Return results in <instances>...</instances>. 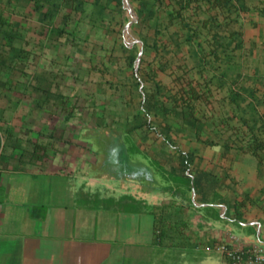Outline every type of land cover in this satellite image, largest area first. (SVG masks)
I'll return each instance as SVG.
<instances>
[{"label": "crops", "instance_id": "obj_1", "mask_svg": "<svg viewBox=\"0 0 264 264\" xmlns=\"http://www.w3.org/2000/svg\"><path fill=\"white\" fill-rule=\"evenodd\" d=\"M139 3L0 0V264H225L223 245H264V0H184L174 21L166 0L157 36ZM146 85L183 127H133Z\"/></svg>", "mask_w": 264, "mask_h": 264}, {"label": "trees", "instance_id": "obj_2", "mask_svg": "<svg viewBox=\"0 0 264 264\" xmlns=\"http://www.w3.org/2000/svg\"><path fill=\"white\" fill-rule=\"evenodd\" d=\"M227 1V0H226ZM166 3V0H140L139 6H138V14H139V21L141 24H143L145 27L149 28L150 31H153L155 35H159L162 31V28L159 25H153L152 20L157 17L158 11L162 9L164 4ZM178 6L174 9L171 20L174 21L176 18L182 17V14L184 12V9L186 8L184 4V0H177ZM146 45L149 46V43L147 41ZM153 46V45H152ZM137 56L133 55L130 58V65L133 67L136 62ZM143 68L140 67V73H142ZM143 74V73H142ZM155 73H149L150 79H154ZM144 82H147V79L144 78ZM145 95L142 103H141V110L146 113V118L144 119H138L137 123L133 127L135 128H146V129H153L156 127L171 129L173 125L168 123V119H162L159 124H157L154 119H151L150 117L153 116V114H168V113H174L179 116V114H182L183 111L180 112V108H183V105L180 104V100L174 99L176 103H170L167 102V100H162V93L163 89L157 85L156 87H149L144 86L143 90L141 91ZM137 111L138 109L135 108ZM183 110V109H181ZM176 122L183 127L185 124V121L183 119L176 118Z\"/></svg>", "mask_w": 264, "mask_h": 264}, {"label": "built area", "instance_id": "obj_3", "mask_svg": "<svg viewBox=\"0 0 264 264\" xmlns=\"http://www.w3.org/2000/svg\"><path fill=\"white\" fill-rule=\"evenodd\" d=\"M220 250L227 258L225 264H264L263 244H226Z\"/></svg>", "mask_w": 264, "mask_h": 264}, {"label": "water", "instance_id": "obj_4", "mask_svg": "<svg viewBox=\"0 0 264 264\" xmlns=\"http://www.w3.org/2000/svg\"><path fill=\"white\" fill-rule=\"evenodd\" d=\"M134 14L136 15V18H138V15L137 13L134 12ZM132 25V24H131ZM143 43V42H142ZM143 51H144V47L142 46L141 50H140V53H139V56L137 58V62H136V70H138L139 68V65L142 61V55H143Z\"/></svg>", "mask_w": 264, "mask_h": 264}, {"label": "rangeland", "instance_id": "obj_5", "mask_svg": "<svg viewBox=\"0 0 264 264\" xmlns=\"http://www.w3.org/2000/svg\"><path fill=\"white\" fill-rule=\"evenodd\" d=\"M100 143H101V142H100V141H98V142H97V145L99 146V144H100Z\"/></svg>", "mask_w": 264, "mask_h": 264}]
</instances>
